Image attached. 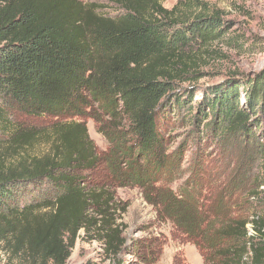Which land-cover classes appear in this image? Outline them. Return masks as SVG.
Segmentation results:
<instances>
[{"label": "trees", "instance_id": "obj_1", "mask_svg": "<svg viewBox=\"0 0 264 264\" xmlns=\"http://www.w3.org/2000/svg\"><path fill=\"white\" fill-rule=\"evenodd\" d=\"M89 1L0 0V245L23 264H67L80 232L96 231L117 255L124 243L110 186L165 180L162 213L207 234L209 264H264V70L205 89L198 104L196 120L211 119L217 139L244 144L230 181L245 171L231 190L200 201L202 193L170 188L181 153L164 150L161 130L170 106L194 103L210 46H234L235 22L207 0L171 9L166 0H105L116 16ZM14 112L62 120L30 127ZM85 118L109 143L104 158ZM101 162L111 183L90 186ZM28 191L36 195L23 203Z\"/></svg>", "mask_w": 264, "mask_h": 264}, {"label": "rangeland", "instance_id": "obj_2", "mask_svg": "<svg viewBox=\"0 0 264 264\" xmlns=\"http://www.w3.org/2000/svg\"><path fill=\"white\" fill-rule=\"evenodd\" d=\"M207 1L235 22L231 36L236 42L234 46L221 42L210 46V53L203 64L204 77L195 84L200 91L194 103L180 109L170 106L161 122V130L166 139L164 150L169 154L181 153L177 154L180 156L181 172L175 176L170 188L178 194L186 188L193 191L194 195L202 193L200 201L209 199L214 189L219 191L227 186V190H231L240 183V175L245 171L243 165L237 176L231 177L230 181L229 176L234 174L241 162L244 144L241 145L235 139H217L211 127L207 126L211 119L196 120L199 115L198 104L203 99L202 91L223 84L235 76L241 79L264 70V0ZM88 3L98 5V12L102 15L118 14L117 7L105 0ZM176 3L177 0H166L164 6L171 9ZM188 85L183 86V92ZM183 92L178 91L181 95ZM243 102L241 100V105ZM61 120L46 115L32 117L14 112L15 122L30 127H46ZM84 121L99 157L104 158L110 148L108 141L98 132V125L93 119L85 118ZM88 176L90 186L103 187L111 183V172L106 162H101ZM165 183L162 180L156 184L145 183L143 186H110L116 201L114 228L118 229L123 246L117 255L111 254L96 231L88 234L81 231L67 264H209L207 260L212 254L206 240L207 234L187 232L162 213L158 202L160 190L166 189L163 186ZM32 195L36 193L28 191L21 194V199L25 198L23 203L29 201ZM241 195L243 192L237 194ZM236 208L237 213L240 208ZM255 209L246 213V217L254 215ZM0 264H23V259L14 258L0 245Z\"/></svg>", "mask_w": 264, "mask_h": 264}, {"label": "built area", "instance_id": "obj_3", "mask_svg": "<svg viewBox=\"0 0 264 264\" xmlns=\"http://www.w3.org/2000/svg\"><path fill=\"white\" fill-rule=\"evenodd\" d=\"M263 189H264V187H263ZM247 227H248V230H249V235L252 236L254 234V231L252 230L251 225L249 224Z\"/></svg>", "mask_w": 264, "mask_h": 264}]
</instances>
